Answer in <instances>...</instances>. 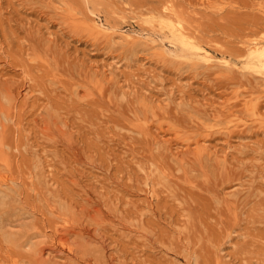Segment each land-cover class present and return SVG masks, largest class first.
I'll list each match as a JSON object with an SVG mask.
<instances>
[{
    "label": "rangeland",
    "instance_id": "1",
    "mask_svg": "<svg viewBox=\"0 0 264 264\" xmlns=\"http://www.w3.org/2000/svg\"><path fill=\"white\" fill-rule=\"evenodd\" d=\"M260 35L264 0H0V264H264Z\"/></svg>",
    "mask_w": 264,
    "mask_h": 264
},
{
    "label": "bare ground",
    "instance_id": "2",
    "mask_svg": "<svg viewBox=\"0 0 264 264\" xmlns=\"http://www.w3.org/2000/svg\"><path fill=\"white\" fill-rule=\"evenodd\" d=\"M201 2H208V0H200ZM170 14V13H169ZM171 15V14H170ZM173 22V21H172ZM173 24H175V23H173ZM172 24V25H173ZM166 25V24H165ZM174 27L176 26V25H173ZM181 26V25H180ZM180 26H178V27H180ZM98 29H99V27H97ZM96 27H95V29H97ZM170 28V27H169ZM169 28H167V29H169ZM97 29V30H98ZM178 30H176V29H173L172 28V26H171V30H169L170 32L169 33H171L170 35H172V37L174 38L173 40H177V41H179V43H180V45H182V46H186V45H190L189 47H190V49L191 48H193L194 46H192V44L194 43V42H192V44H189V42H187L186 41V39H185V37L184 36H186V35H184L185 34V32H184V34H183V31L181 30L180 31V29L179 28H177ZM107 30V29H106ZM95 31V30H94ZM103 29L102 30H100V31H97V32H95L96 34H98V33H101V34H103L104 36H108L109 35V31L107 32V31H103ZM180 31V32H179ZM113 34V33H112ZM111 34V35H112ZM94 35V34H93ZM103 36V37H104ZM107 36H106V38H107ZM260 37V39L258 40L257 38V40H256V42H253V43H250L249 42V44L247 45V52H248V60L250 59L251 60V62H250V66L253 68V70L254 71H257L259 74H261V75H264V35H263V37L260 35L259 36ZM254 39H255V37H254ZM188 40V39H187ZM249 41H252V40H249ZM253 41H255V40H253ZM248 42V41H247ZM182 46H180V47H182ZM196 46V45H195ZM197 47V46H196ZM196 47H194L195 49H196ZM185 49H186V47H185ZM191 50H193V49H191ZM190 50V51H191ZM203 50V49H202ZM188 51V50H187ZM197 52V51H196ZM199 52H200V49H199ZM195 55V54H194ZM199 55V54H198ZM202 55L207 59V60H211V58L212 57H210L209 56V54L208 53H206L205 51L202 53ZM199 57V56H198ZM205 58H203V59H205ZM202 59V60H203ZM213 60V59H212ZM247 63H248V61H247ZM256 72V73H257ZM255 73V74H256ZM263 77V76H262ZM254 117H255V115H254ZM256 118L257 117H255V120H256ZM258 119V118H257ZM254 120V119H253ZM259 121V120H258ZM260 122V121H259ZM4 178V177H3ZM2 180V179H1ZM6 181V180H5ZM63 245H64V243H63Z\"/></svg>",
    "mask_w": 264,
    "mask_h": 264
}]
</instances>
